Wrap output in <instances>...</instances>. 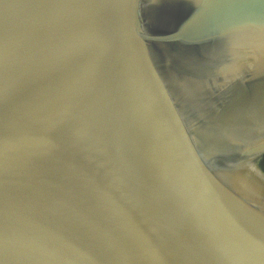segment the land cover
I'll return each instance as SVG.
<instances>
[{
  "label": "water",
  "instance_id": "water-1",
  "mask_svg": "<svg viewBox=\"0 0 264 264\" xmlns=\"http://www.w3.org/2000/svg\"><path fill=\"white\" fill-rule=\"evenodd\" d=\"M0 264H264V0H0Z\"/></svg>",
  "mask_w": 264,
  "mask_h": 264
}]
</instances>
